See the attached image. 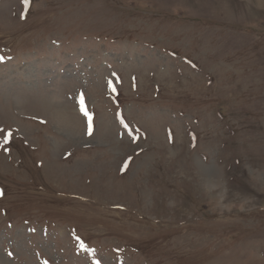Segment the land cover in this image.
<instances>
[{"label": "rangeland", "instance_id": "obj_1", "mask_svg": "<svg viewBox=\"0 0 264 264\" xmlns=\"http://www.w3.org/2000/svg\"><path fill=\"white\" fill-rule=\"evenodd\" d=\"M0 57V264H264V0H0Z\"/></svg>", "mask_w": 264, "mask_h": 264}, {"label": "snow or ice", "instance_id": "obj_2", "mask_svg": "<svg viewBox=\"0 0 264 264\" xmlns=\"http://www.w3.org/2000/svg\"><path fill=\"white\" fill-rule=\"evenodd\" d=\"M3 59H4V57H0V61H3ZM113 90H115V89H113ZM80 106H81V107H80L81 112L83 113V115H84L85 117L88 118V124H89V135H91V134H92V131H91V129H92V123H91L92 118H91L90 113H89L88 110H87V107H86V104H85V99H84L83 93H81V95H80ZM125 127H128V126L125 125ZM11 136H12L11 132H8V133H7V137H6V139H5L4 142H5V143H8L9 140H10V138H11ZM97 264H99L98 261H97Z\"/></svg>", "mask_w": 264, "mask_h": 264}]
</instances>
